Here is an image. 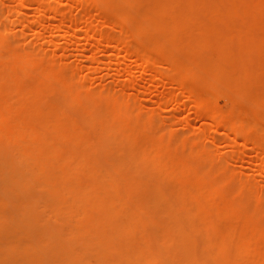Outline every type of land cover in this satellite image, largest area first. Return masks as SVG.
Here are the masks:
<instances>
[{
	"label": "bare ground",
	"instance_id": "6f19581e",
	"mask_svg": "<svg viewBox=\"0 0 264 264\" xmlns=\"http://www.w3.org/2000/svg\"><path fill=\"white\" fill-rule=\"evenodd\" d=\"M15 3L11 19L0 15L1 46L11 47L18 35V25L32 30L36 20L48 12L55 18H64L55 27L66 38L53 41V59L46 57L47 46L37 49L22 45V48L17 40L10 49L17 61H9L14 64L0 73V79L10 81L5 93L0 88V264H264V226L254 229L244 212L251 204L258 215L264 213L262 180H248L250 176L240 174L241 170L248 173L243 170L244 165L237 169L244 177L238 178L236 169L235 173L230 171L231 158H222L224 154L217 155L219 149H215L222 145H218L221 136H217L221 129L227 134L225 147L235 150L246 144L243 134L254 128L259 135L248 138L250 146L243 151L246 153L247 148L260 151L250 171L264 176V124L242 120L222 109L214 100V93L197 85L198 75L212 85L222 79L234 84L243 82L241 96L252 94V108L264 112V72L258 71L264 70V27L255 28V24L264 21V0H15ZM32 3L38 5V12L29 15L27 6ZM109 3L115 4L113 11L118 16L111 24V28L118 29L113 37L110 27L105 29L102 25ZM96 8L97 13L93 12ZM66 11L81 21L85 17L87 23L84 26L70 23ZM218 21L225 26L219 27L222 23L217 24ZM231 28L239 30L236 47V37L227 32ZM31 33L26 34L29 37L42 34ZM79 37L85 42L82 49L79 46L81 52L73 65L58 61L56 56L64 42L74 45L79 43ZM87 50L93 52L90 58L97 64L89 72L100 68L102 54L111 51L112 58L107 63L112 69L108 72L113 81L111 86L93 91L84 79L89 76L82 77L83 80L75 74ZM161 54H166L165 65ZM127 56L138 61L137 67L122 62L121 57ZM73 69L75 73H71ZM31 72L56 82L57 90L64 95L61 115L45 119L40 128L25 124L23 114L4 97L9 90L10 95L29 93L31 90L26 93L22 78ZM122 74L123 82L119 79ZM135 74L150 76L147 88L151 91L159 90L165 82L173 83L175 90L161 94L167 98L161 107L158 105L160 109L192 100L189 110L198 119L205 115L206 123L200 122L202 126L189 130L192 123L184 115L183 120L190 123L183 121L189 134L186 130L178 131L177 125L175 129L165 125L168 122L160 114L163 111L141 100L145 84H137ZM41 90L37 88L33 94L32 110L37 108L35 97ZM76 119L95 129L102 146L120 153V166L101 162L102 157L100 161H92L77 150L61 154L60 143L80 141ZM194 161L204 168L202 172ZM144 177L156 186L159 197L170 203L175 217L176 204L186 206L184 220L176 218L172 224L174 235L179 237L173 248L153 246L151 238L155 240L162 232L123 193L129 178ZM233 180H237L236 186ZM167 192L175 195L177 201H172ZM189 228L195 236L246 235V238L240 236L237 240L242 237L244 241L237 243L238 236H230L227 240L230 245L210 244L205 238L204 242L198 238L203 243L198 248L183 237L192 235ZM247 236L252 238L247 240Z\"/></svg>",
	"mask_w": 264,
	"mask_h": 264
},
{
	"label": "rangeland",
	"instance_id": "374dc122",
	"mask_svg": "<svg viewBox=\"0 0 264 264\" xmlns=\"http://www.w3.org/2000/svg\"><path fill=\"white\" fill-rule=\"evenodd\" d=\"M0 3H1L0 4V15H3V16L6 15L5 18L8 17V18L11 19V16L13 15L12 14L13 13L12 10H14L13 7H15V4H16L15 3V0H0ZM241 4H243V3H241ZM37 6L38 5L36 3H32L31 5L27 6L29 8L27 9V11L25 9V11L28 12L29 15L30 14H35V13L38 12L37 11V9H38ZM114 7H115V4L114 3H109L107 5V8H106V11H105V14H104L105 21L106 22L104 20L102 22L105 23V24H102V22H101V24L104 26L105 29H109V27H110L109 30L112 33L111 34L112 37L113 36H117V34H118V29L117 28L115 29L114 26H113V28H111L112 27L111 24L113 22H115V21L118 20V16L114 15V11H113ZM74 8L75 7H73V9ZM94 11H95V13L99 12V10H97V8H96V10L93 9V12ZM26 12H24V17L27 16V14H25ZM66 13H67L66 17L69 18V14H70V17H71V18H69V22L71 21L74 24H75V22L76 23H79V26L80 25L84 26L87 23V21H86L87 19L85 17H83L82 18L83 21H81L80 20L81 18L72 17V14H71L70 11H66ZM51 16H52V14L48 12L47 14H45L43 16L42 19H37L36 20V23L37 24H35L36 26H34V28L32 29L33 31L31 29H29L28 27L24 26L23 24L18 25L17 32L16 33H18L19 36L18 35L17 36H14L13 41L15 40L14 42L16 43L17 40H19L21 47H22V45H25L24 47H26V46H28V47H36V48L39 47V49H40L42 46L43 47L47 46V48H46L47 52L46 53H47L48 56H46V57H48V59H51V58L53 59L54 56L52 54L54 53L53 52V48H54L53 44H54V42H56V41H58V42L59 41L60 42L61 41H65L64 38H66V36H64V35L61 36V34H59L57 32V29H56L57 27H55V26L61 25V23L63 22L62 19H64V18H62V19L59 18V17L58 18H55L53 16H52L53 17L52 18ZM241 17H242V15H239L238 16V20H240ZM3 20H4V18H3ZM8 21H9V19H8ZM95 23L96 22H94V24ZM220 23H222V22H220V21L217 22V24H220ZM95 25H98V24L96 23ZM106 26H107V28H106ZM220 26L224 27L225 25L222 23L221 25H219V27ZM262 27H264V21L262 23H259V25H256L255 24V28H258L259 29V28H262ZM34 31H36V32L37 31H40L42 34H39L38 33L39 34L38 35V34L34 33L36 35L33 36L34 35L33 34L31 37H29V35L26 34L28 32H29V34L31 32L33 33ZM227 32L230 35L233 34L236 37L235 38V41H234L235 44H236V45H234V47H236L237 46V40H238L237 35L239 33V30L237 28H231V29H228ZM49 34H51V35H49ZM25 35H28V36H25ZM82 37H81V39L79 37L78 38V40H79L78 42L79 43H75L74 45L71 42H69V44L71 43L72 45L71 44L69 45L68 42L67 43L64 42V45H63V48L64 49L62 48V50L59 52L61 55L58 54V56H56V59L57 60L59 59L58 61H60L62 63L65 61L64 62L65 65L67 63L66 66H68L69 63H70V65H73V62L78 57V54L81 52L80 51V48L82 49V47L84 46L83 43L85 42V40H83ZM95 40L98 41V39H95ZM49 41H52V43L51 42L49 43ZM14 42H12V45H14L13 44ZM92 43L96 44V42H94V39L92 40ZM12 45H11V47H12ZM80 45H82V46H80ZM79 46H80V48H79ZM9 47H10V45H9ZM9 47L8 46L6 47V46H1L0 45V58H2L0 60V73L1 74L3 72H5L6 70H8L10 68V66H12L14 64L13 62H9V61H17L14 58V56H13L14 55L13 51L10 50L11 47L10 48ZM144 47H145V45L142 44V48L143 49H144ZM9 51H10V53H9ZM70 51H71L72 54L69 53ZM92 51L94 52V49ZM92 51L91 50H87L86 51V53L88 55L86 54V56L83 57V59L84 58L85 59L82 60L80 63L77 64L78 67H76V69H79V70L77 71L74 68L75 66H73L72 68H74L76 70V73H75V70L74 69H73V72L71 71V73H75V74L78 73L81 78L82 77L89 76V77L84 78L85 79V82L89 86L90 89L91 88H94L95 90L94 89H92V90L93 91H96V88L98 90L99 87H102V86H111V84L113 83V81L109 78V74L112 71V69H110L108 67V64H107V63H109V60L112 58L111 57L112 56V53L109 50H107L106 52H104L105 54H102V56H103L102 57L103 58L102 59V63H99L100 64L99 67L101 66L103 68L100 67L97 70L96 69L93 70V72H89L91 70V68L94 69V68H96L95 66L97 65L96 63L92 62V59L90 58V56L92 57V55H94ZM95 52H97V51L95 50ZM6 53H8L9 56ZM68 53H69V55H68ZM75 53H76V55H75ZM97 53H95V54H97ZM70 54H71V56H70ZM7 56L9 58H6ZM87 56H88L89 59H86ZM4 58H6V59H4ZM160 58L163 61V65H165L164 59H166V54H161L160 55ZM121 60H122V62L125 61V63H128V65L131 64V66L132 65L134 66L135 65V62H138V61H135V58L128 57V56H127V58L121 57ZM18 63L21 64L19 61H18ZM75 63H74V65H76ZM89 64H90V66H89ZM135 66L137 67V63H136ZM87 68H89V69H88V73L86 74L85 72L87 71ZM134 68H133V70L136 71L137 69L136 68L134 69ZM165 70L168 71V69H165ZM66 71L67 70H64V72H66ZM258 71L261 72V73L264 72V70L261 71L260 69ZM68 72H70V68L68 69ZM108 72H109V74H108ZM35 73L36 72H31V73H29L28 75H26V76H24L22 78V84H24L23 87H26V89H27V90H25L26 93L29 90H31L29 93H27V94H24V93L23 94L22 93H19V94L12 93L10 95L11 91L9 90L8 96L7 95H4V97H6V99L9 102H12L13 103L14 107L16 108V110L18 109L20 111V114H23L21 116H22V119L25 121V124H29V126L30 127H33V128L34 127L35 128H40L41 125H42L41 124L42 121H44L45 119H54V118H56L55 116H57V115L60 116L61 115L60 114L61 113V111H60V105L62 104L61 101L63 100L64 95L60 92L59 89L57 90V86H56L57 83L56 82H54L53 80H51V79H49L47 77H39ZM83 74L85 76H81ZM135 75L136 76L134 77V81L135 82L137 81L136 82L137 84H140V85L141 84H145V87L143 86L145 89L143 87H142L143 89L141 88L144 91L143 93H141L142 91L140 92L141 93L140 96L142 95L141 96V98H142L141 100H143V101L145 100L144 102L146 104H149V106L150 105H153L152 107H154V106L156 107L157 106L156 109H159L160 111H163L160 114L163 113L162 116L164 115L163 117L165 119V123L168 122V124L166 123L165 125H170L173 128H174V126L177 125L176 127L177 128L179 127L178 128V131H181L182 132V131H185L186 130L185 133L188 132V134H189L190 131L187 130L189 126H191V127H189L190 128L189 130H192V129L195 130L196 126L198 127L199 125H201V123L202 124H205L206 123L205 121H207V119H204L205 115H204V117L202 116L203 118L199 117V119H198V118H196L194 116L195 115L194 112L193 111H190L191 110V106L193 104L192 103L193 102L192 100H191L192 102L190 100H188L189 101L188 104H185V102L184 103H174V105H171L170 104L168 106L169 109H166V110H162V109L159 108V106L161 107V105H163L162 104L163 103V100L167 98V97H163L162 98L163 95H161V94L163 93V94L167 95V93H169L170 91L175 90L172 82H170V81H168L169 83H166L165 82L166 85H163L162 84V86H159L160 87L159 90L152 89L154 91L153 92L151 90H148V88H147V85L149 87V82H150L149 81L150 76L148 74H144V75L142 74L144 76V78H143V76H141L139 74H135ZM138 76H140V77H138ZM147 76H148V78H147ZM124 78H125V76L123 74L120 75V77H119L120 81L122 79V82L124 81ZM37 79H39V81ZM144 79H146V80H144ZM198 79L200 80V82L197 85L200 86L203 90H209L212 93H214V100L216 101V103H218V105L222 109L229 111L233 115L234 114H237L238 117L240 119H242V120L255 121V122L259 123V124H264V112H262V111H256V110H254L252 108V103H253V100H254L253 95L252 94H247V95L241 96V94L243 93V82H239L238 84H234V82H232V83H230V82L229 83L228 82H224L223 79H222L220 81H215L214 82V85H212V84L207 83L206 82V79L204 81L201 78L200 75H198ZM28 80H30V81H28ZM150 80H151V78H150ZM35 81H38V83L37 84H34ZM217 83H219V85ZM8 86H10V81H8V80L6 81V80H3V79H0V88L2 90V93L3 92L5 93L7 91V87ZM58 86H59V84H58ZM37 88H40L42 90L40 92H37V94H36L37 95V98L35 97V99L37 101L36 102V107L37 108H35L34 110H32L33 94L35 95V91H36ZM46 88H50V89H53V90H47ZM212 88H214V89H212ZM146 90H147V92H146ZM167 90H169V91H167ZM237 96L240 97V98H238ZM53 97H54V99H52ZM143 97H146L148 99L143 98ZM160 100H162L161 103H160ZM244 100H246V101L244 102ZM30 101L32 102V104H31ZM147 102H149V103H147ZM190 103H192V104L190 105ZM29 109H31V110H29ZM188 110L190 112H188ZM71 111H72V114H74V110H70V112ZM27 112H28V115H27ZM67 112H69V110ZM187 112L189 113V115H188ZM185 113H187V114H185ZM174 115H176L178 117L175 118ZM183 116L185 118H188L189 117L188 119L191 120L192 125H188V127H187V125L185 126L184 123L186 122L187 119H184L183 120V118H184ZM166 117H168L170 119H168ZM174 118H175V120H173ZM178 119H180V120H178ZM195 119H197V120H195ZM176 120H177V122L179 121V123H176L175 124L174 122ZM202 120H204V121H202ZM78 121L79 120H77V125H78V128L77 129L79 131L78 134H79V137H80V141L74 142L72 140H69V144L68 143H60L62 145V149L60 150L61 154H65V153H68L69 154L73 150H77L82 155H84L85 157H87L88 159H90L92 161L93 160H99L100 161V159L102 157L103 160L101 159L102 160L101 162L105 161V163H106V161H108L110 163H113L116 166H120V162H121L120 161L121 160L120 153L118 151L114 150V149L109 148V147L102 146L100 144V142L98 141V139L96 138L95 129H92V127H90V126L87 127L88 124H86V123L83 124L82 121H79V122ZM180 121H181V125H180ZM183 121H185V122H183ZM187 122L189 123V120H187ZM183 125L185 127H183ZM180 126H182L183 128L180 127ZM193 126L195 128H192ZM186 127H187V129H186ZM164 128H166V126ZM223 131H226V130L223 129ZM160 132H162V130H160ZM224 133H225V135H224ZM258 135H259V133L254 128L251 129L249 131V133L243 134V138H244V141L243 142L246 143V144L243 145V146H242V144H240V146L238 145V147L235 150L234 149L233 150H230L229 147H225L226 146V144H225L226 143L225 136H227V134H226V132H222V129H221L220 134L217 135V136H221V138H218V137L217 138L218 139H221L222 141L219 140V144L218 145H221V144L222 145L224 144V145L223 146L221 145L222 147L221 146H219V147L217 146L215 149L218 148L219 150L217 149L218 151H216V150L215 151L217 153L219 152L218 154L216 153L219 156H221V155L224 154L223 155L224 157L221 156L224 159L226 157H230L231 158V159H229V161L231 160L230 161V162H232L231 163L232 164L231 167H233L234 169L231 168L230 171L232 170V172H233L236 169L235 172H237V169H241L242 165H244L245 168H243V167L242 168H243V170H246L245 172H248V173H245L244 174V172L241 170L240 171V174L245 175V178H247L246 176H248V177L250 176L251 178L249 177L250 179H248V180H251L253 178H255V180H257V182L258 181L260 182L262 180L261 183L263 184V187H264V181H263L264 180V176H262L261 173L252 174L253 172L250 171L252 169L250 167H254V165H252V164H255L254 163V160L256 158L255 156L258 153H260V151H257V148H247V149H249V150L246 151V153L248 152L247 154L243 151L244 149H246L245 146H247V147L250 146L248 144L247 139L248 138H252V137H256ZM54 136L56 138L58 137L57 134H55ZM231 136H232V134H231ZM227 138H229V137H227ZM96 140H97V142H96ZM103 147H104V150L102 149ZM98 148H101L103 152L101 153V149H98ZM239 149H242V150L239 151ZM221 151H222V153H221ZM231 152H234V153H231ZM240 152H243V155H242V153L240 154ZM98 153H101L102 155H99ZM106 156H107L108 159H106ZM251 158H253V160ZM226 159H228V158H226ZM232 159H236V160H232ZM193 164H194L195 167L198 166L200 168L199 169L200 172H202L204 170V168L197 161L196 162L194 161ZM235 172H233V173H235ZM238 172H237V174H239ZM240 174H239V176L237 175L238 178L243 176V175H240ZM192 176L195 177V174L193 173ZM245 178H243V180ZM237 180H239V179H237ZM237 180H233V182H234L233 185L234 186L237 185V184L235 185V181H237ZM123 193H124V195H126L129 198V200H130L131 204L133 205V207L139 209L143 214L149 216L152 219V221H153V222H151L152 226H154V225L157 226L160 229V231L162 232L163 235H156V238L153 235H151V237L155 238V240H153L151 238V240L155 242V243L153 242V246L154 247L156 246L154 244H158V245H161V246L166 245V246H169V247H172L173 248V247H175L178 244L179 237L177 235H174L173 225L172 224H173V221L176 220V218L177 219L178 218L180 219V217H181V219L184 220V217H186V213H185L186 206L185 205H182L181 204V207H180L179 204H176L177 202H175V204L177 205V207L174 206V207H176V209H175V213L176 214L175 215L177 216V217H175L171 213V210L169 209L170 208V203L168 204V202H166L167 200H166L165 197H164L163 200L159 197V190L156 188V186H154L152 183H150V181L146 177L139 178V179L133 178L131 180L129 178V181L124 185ZM167 193L169 194V192H167ZM169 196H170V199L172 201L173 200L174 201H177V197L175 195H172L173 196L172 197L169 194ZM251 206H253V205L250 204L249 206H247L248 208L245 207L244 212H245L246 216L249 218V221L252 222V227L255 229V228H260V226H264V224H263V222H264V213H261V214L258 215L254 211V207L251 208ZM179 210L182 213H180ZM183 211H184L185 214L183 213ZM180 214H182L183 217ZM188 230H189L188 232H190V234H192V235H183V237H185V239L187 238V239L192 240L194 243H196L198 245V248L201 247V245L203 244L202 242H204V240H208V242L210 244H227L228 243V245H230L229 242H227V240H230L229 237L231 235H196V236H199V237H196L195 236L196 233L192 232L190 228ZM236 236H238V237L236 239L235 238L234 239H235V241H237V243L244 241V239L242 237L246 238V235H235L233 237H236ZM240 236H242L241 239H240L241 241H238L237 239ZM252 236L255 237L254 235H252ZM233 237L231 236V238H233ZM198 238H200L201 240H203L204 238L205 239L202 242H200L201 240H199ZM214 238H215V240L213 242V239ZM226 238H228V239H226ZM248 238L251 239L252 237H248L247 236V240H249ZM180 240H181V238H180ZM252 240H256V239H252ZM200 243H201V245H200ZM232 245H235V243L232 244Z\"/></svg>",
	"mask_w": 264,
	"mask_h": 264
}]
</instances>
